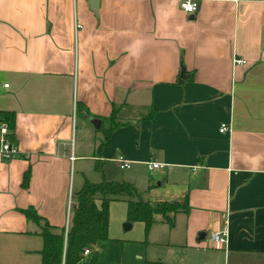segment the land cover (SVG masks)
Wrapping results in <instances>:
<instances>
[{
    "label": "crops",
    "instance_id": "1",
    "mask_svg": "<svg viewBox=\"0 0 264 264\" xmlns=\"http://www.w3.org/2000/svg\"><path fill=\"white\" fill-rule=\"evenodd\" d=\"M113 107L110 145L84 150L77 134L109 128ZM0 111L15 112L21 153L0 155V264H42L40 228L21 210L68 228L77 167L97 160L137 187L146 179L153 203L189 195L168 244L264 264V0L204 1L191 15L180 0H100L98 15L89 0H0ZM127 210L111 203L109 233Z\"/></svg>",
    "mask_w": 264,
    "mask_h": 264
},
{
    "label": "trees",
    "instance_id": "2",
    "mask_svg": "<svg viewBox=\"0 0 264 264\" xmlns=\"http://www.w3.org/2000/svg\"><path fill=\"white\" fill-rule=\"evenodd\" d=\"M120 110L113 107L109 117L110 127L100 128L104 140L99 146V153L110 145L113 132L122 124L119 121ZM0 123H6L9 126L8 136L17 144L15 112L0 111ZM96 170L102 172V181L86 180L83 186L72 195L68 228L51 225L32 206L21 210L27 219L35 222L40 228L38 233L43 239V248L40 251L42 264H82L86 249L94 250L99 243L109 239L110 205L113 201L127 202V221L144 223L147 236L158 220L173 229L177 216L188 213L190 209L188 194L182 200H161L153 203L143 197V193L134 183L109 179L105 175L103 163L100 160L96 161ZM30 178L31 169L24 175V187L29 186ZM89 264H100L98 251ZM148 264L164 263L158 261Z\"/></svg>",
    "mask_w": 264,
    "mask_h": 264
},
{
    "label": "rangeland",
    "instance_id": "3",
    "mask_svg": "<svg viewBox=\"0 0 264 264\" xmlns=\"http://www.w3.org/2000/svg\"><path fill=\"white\" fill-rule=\"evenodd\" d=\"M80 119L81 118H79V121H81ZM77 137L79 143H81V139L83 141L82 143H85L84 150L91 149L92 151L90 144L96 142L97 145H99L103 139V134L99 131L93 133L89 132L85 133L82 137V134L79 133ZM84 168L86 171L82 173V168L79 167V165L77 167L75 191L81 188L79 187V181L82 178L84 179L85 175L86 179L91 182H100L103 179L102 172L96 170V162H92L90 167L86 166ZM103 168L105 170V165ZM105 172L109 177H115L114 179L117 181L122 179V177H120L122 171L117 168H113L112 170V173L115 175L110 173L108 169H106ZM155 184H158L157 181ZM138 188L143 193V197L146 200L151 198L156 199L158 196L155 190L151 192L147 191L149 183L144 178L138 181ZM157 189H159L158 186ZM177 198L178 197H173V195L170 197L171 200H178ZM127 223L129 222L115 220L111 225L109 239L99 243L94 250H91V254L85 256L82 264H89V261L93 258L96 251L99 252L100 264H148L158 261L164 264H213L215 261V258H212L213 253H221L208 247L197 250L195 248L168 244L169 237L167 238V232L169 229L160 220L154 225V229H156L157 232L154 230L150 232L152 234L149 233L148 236L146 235L145 225H143V223H132L133 226L131 229L126 227Z\"/></svg>",
    "mask_w": 264,
    "mask_h": 264
},
{
    "label": "built area",
    "instance_id": "4",
    "mask_svg": "<svg viewBox=\"0 0 264 264\" xmlns=\"http://www.w3.org/2000/svg\"><path fill=\"white\" fill-rule=\"evenodd\" d=\"M204 1H216V0H180V8L186 13V14H195L199 8L202 2ZM235 63L237 65H245L247 61L245 59L236 58ZM5 87H8V84L5 85ZM229 129V126L227 123H222L220 131L225 132ZM10 134V128L6 123H0V155L5 160H12L15 158H18L21 156L20 151L18 150L17 145L12 142V140L9 138ZM120 164L121 169H129L132 166L131 161L125 159L124 157H119L117 160ZM163 167L162 164L158 162H150L149 168L152 170H158ZM228 237H229V231L227 229L222 231H216L211 235V242L212 246L215 248H222L224 245H227L228 243ZM91 254L90 249H86L84 252V255L87 256Z\"/></svg>",
    "mask_w": 264,
    "mask_h": 264
},
{
    "label": "water",
    "instance_id": "5",
    "mask_svg": "<svg viewBox=\"0 0 264 264\" xmlns=\"http://www.w3.org/2000/svg\"><path fill=\"white\" fill-rule=\"evenodd\" d=\"M90 2V7L92 9V11H94V13L96 15H98V12H99V2L100 0H89ZM183 76H184V73H183ZM91 124L95 127V128H99L101 126V120L99 119H95V118H90L89 119ZM126 227L127 228H131L132 227V223H127L126 224Z\"/></svg>",
    "mask_w": 264,
    "mask_h": 264
}]
</instances>
